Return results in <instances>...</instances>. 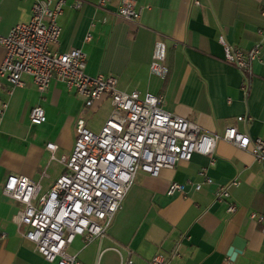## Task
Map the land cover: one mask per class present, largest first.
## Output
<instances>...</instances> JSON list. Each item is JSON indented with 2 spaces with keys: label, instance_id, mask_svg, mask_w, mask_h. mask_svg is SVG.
<instances>
[{
  "label": "crops",
  "instance_id": "obj_1",
  "mask_svg": "<svg viewBox=\"0 0 264 264\" xmlns=\"http://www.w3.org/2000/svg\"><path fill=\"white\" fill-rule=\"evenodd\" d=\"M64 1L56 20L60 38L52 51L80 50L87 75L110 74L120 91L162 96L165 111L208 134L219 136L232 127L251 141H264V36L258 33L264 30V0H135L136 8H146L138 26L112 16L103 24L96 0ZM34 2L0 0V36L28 23ZM119 2L111 0L108 10L116 11ZM156 42L165 45V79L149 72ZM220 42L243 52L259 46L249 74L225 63ZM3 58L0 47V66ZM22 82L13 89L0 79V104H7L0 124V264H49L23 238L24 228L15 219L20 206L3 194V183L7 176L31 178L39 171L52 183L63 172L60 159L72 152L77 120L88 127L91 113L106 104L111 108L102 98L85 109L82 98L56 82L43 94L29 77ZM36 107L45 113L41 126L29 121ZM49 143L55 146L53 154ZM249 151L219 141L212 162L194 155L161 170L157 178L138 172L106 237L89 244L76 237L68 254L81 264H119L131 252L134 264H147L176 250L180 257L168 264H264V234L251 220L252 214L264 216V168ZM172 183L181 184L183 192L168 196ZM218 187L228 188L224 202L216 198ZM228 205L235 207L233 213ZM235 239L245 245L230 259Z\"/></svg>",
  "mask_w": 264,
  "mask_h": 264
},
{
  "label": "built area",
  "instance_id": "obj_2",
  "mask_svg": "<svg viewBox=\"0 0 264 264\" xmlns=\"http://www.w3.org/2000/svg\"><path fill=\"white\" fill-rule=\"evenodd\" d=\"M110 1L96 0L97 10L104 14L103 24L112 16L139 25L146 8H136L135 0H120L112 13L108 10ZM64 4V0H35L29 22L15 25L7 36H0V47L4 50L0 79L14 89L22 87V77L27 76L40 94L56 82L82 98L85 109L106 98L110 115L98 133L90 131L85 120H77L72 152L60 159L63 172L52 183L42 171L31 178L10 175L2 192L20 206L15 219L24 228L22 236L47 263L81 264L76 255L68 254L67 247L76 237L87 244L106 237L138 172L157 178L161 170H171L194 155L208 157L212 162L219 141L243 151L250 147L251 156L264 168V141H251L232 127L219 136L208 134L192 121L165 111L162 96L120 91L117 78L110 74L87 75L86 56L80 50L50 49L60 38L56 20L62 15ZM261 16L264 18V5ZM258 33L264 36V30ZM86 40H90L89 35ZM220 43L225 63L243 75L249 74L251 64L259 59V46L243 52ZM164 61L165 45L156 42L149 64L152 76L165 79ZM6 108L7 104L1 102L0 124ZM29 121L32 126H41L46 121L44 111L33 108ZM46 148L51 154L55 152L53 144H47ZM205 183L210 185L212 180L206 178ZM200 189V185L195 186L196 191ZM182 192L181 184L172 183L167 195ZM216 198L226 201L228 188L218 187ZM228 211L233 213L235 207L228 205ZM251 220L261 226L264 234V216L252 214ZM130 257L128 252L119 264H134ZM179 257L175 250L168 257L159 255L147 264H168L170 259Z\"/></svg>",
  "mask_w": 264,
  "mask_h": 264
},
{
  "label": "rangeland",
  "instance_id": "obj_3",
  "mask_svg": "<svg viewBox=\"0 0 264 264\" xmlns=\"http://www.w3.org/2000/svg\"><path fill=\"white\" fill-rule=\"evenodd\" d=\"M110 110L108 104L104 105L99 111L91 113L88 117V129L94 133H98L105 123ZM104 121V122H103Z\"/></svg>",
  "mask_w": 264,
  "mask_h": 264
},
{
  "label": "water",
  "instance_id": "obj_4",
  "mask_svg": "<svg viewBox=\"0 0 264 264\" xmlns=\"http://www.w3.org/2000/svg\"><path fill=\"white\" fill-rule=\"evenodd\" d=\"M244 245L245 244L242 240L235 239L233 244L231 245V248L229 249L227 253V257H229L230 259H233L236 254H238L239 252L243 250Z\"/></svg>",
  "mask_w": 264,
  "mask_h": 264
}]
</instances>
